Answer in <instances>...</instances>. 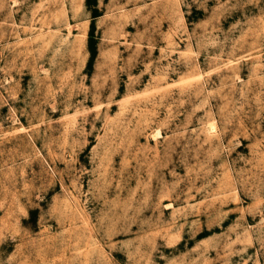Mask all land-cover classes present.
<instances>
[{"label": "rangeland", "instance_id": "374dc122", "mask_svg": "<svg viewBox=\"0 0 264 264\" xmlns=\"http://www.w3.org/2000/svg\"><path fill=\"white\" fill-rule=\"evenodd\" d=\"M0 264H264V0H0Z\"/></svg>", "mask_w": 264, "mask_h": 264}]
</instances>
